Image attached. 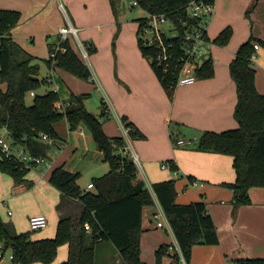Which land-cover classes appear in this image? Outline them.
Returning a JSON list of instances; mask_svg holds the SVG:
<instances>
[{
  "label": "crops",
  "instance_id": "1",
  "mask_svg": "<svg viewBox=\"0 0 264 264\" xmlns=\"http://www.w3.org/2000/svg\"><path fill=\"white\" fill-rule=\"evenodd\" d=\"M92 1L96 5L88 0H0V8L20 11L19 22L11 29L12 36L37 58L38 54L35 52L37 43L39 42L45 49L41 57L48 58V43L54 42L55 38L48 42L45 36L52 33L57 35L59 26L67 22L77 27L86 44L89 43L92 47L90 53L92 74L89 78L97 81V86L98 83L100 84L98 87H101L110 108L113 109L110 114L108 106L105 105L102 117H99L103 129L110 136H123L124 149L128 152L131 147L137 159L141 160V174L140 176L137 174V179L144 182L152 197V203L142 207L141 259L145 264H155L156 248L162 243L176 241L168 218L152 187L154 182L167 178L175 179L176 201L189 203L202 199L216 227L218 241L193 244L190 256L186 258L189 264H236L237 259L244 257L264 258V186H250L248 189L250 202L235 206L231 201L233 190L228 185L235 179L233 155L197 147L198 139L204 130L220 131L237 126L233 114L237 92L235 81L230 75L229 62L235 56L239 44L250 36L260 39L253 40V44L258 43V47L254 49L252 64L255 68V85L264 93V46H262L264 45V0H255L253 3L248 0L241 8L242 16L239 21L246 24L241 31H237L232 22L234 18L227 14L229 0H214L206 38L201 44L202 52L197 60L199 67L210 57L213 73L206 77L196 76L192 83L176 84L171 95L167 93L153 68L146 65L138 38L134 39L130 35L131 40L123 44L122 37L127 36V30L121 29L119 32L116 39V53L111 52L108 41L104 45L100 44V38L106 35L108 27L111 39L115 23L112 18H106L108 15L106 7H103L105 22H100L98 19L102 8L97 5L102 2ZM249 4L254 5L251 11L246 9ZM245 15L251 20L245 19ZM142 16L144 15L138 17ZM249 21L252 26L250 30L247 29ZM228 25L232 29L229 40L223 45L215 43L213 39ZM110 26H113L111 30ZM204 44L209 47V54ZM49 73L43 79L49 82L52 86L50 89H53L58 85L54 83L52 74ZM48 77L50 80H47ZM0 87L4 89L6 83L0 81ZM59 89L58 86V92ZM34 91L37 92L36 89ZM74 92L73 94L87 93L82 87ZM27 94L33 95L30 92ZM130 98L139 105L138 113L129 109L127 102ZM74 102L75 100L70 96L69 100L58 99L55 104L65 106L66 103ZM112 116L114 118H111ZM57 122L55 128L58 135L45 139L48 149L51 150L55 147L60 149L64 147L65 140L62 136L65 135L58 130ZM127 122L138 129V134L132 136L129 131L127 133L124 131ZM65 134L76 143H80L75 140L76 137L82 139L84 143L82 152L92 147V143L86 138L89 133L87 134L80 124L76 128L69 129ZM192 137L196 140L183 144L177 142L179 138ZM72 145L73 142H68L59 154L55 153L56 155L52 153L49 155L47 152L48 164L45 167L36 165L28 169L25 178L31 182L30 185L26 182L14 183L9 173L0 170V217L8 227L17 232L31 230L28 217L43 214L48 221L47 226L43 227H47L46 232L40 231L37 234L31 232V237H51L55 234L60 218L69 216L76 219L80 216L82 203L76 198L62 195L49 182L52 171L58 166L74 171V168L65 166L66 158L63 157L65 149ZM91 151L102 159V152L98 147L95 151L94 149ZM164 159L166 161L162 162ZM167 161L174 164L175 168L161 166ZM87 162L90 167L96 165L92 158H88ZM96 176L99 175L93 173L92 180L88 181L84 188L80 187L92 189L93 186L87 185ZM9 209L10 213H8ZM158 209H161L165 215L169 227L157 226L153 212ZM81 226L78 221L75 222V234H79L83 228L89 233L90 227L85 228V224L82 228ZM76 240L73 239L72 245L69 243L59 245L56 257L50 264H58L66 260L69 250L75 252ZM58 254L59 258H57ZM35 263L41 264V262Z\"/></svg>",
  "mask_w": 264,
  "mask_h": 264
},
{
  "label": "trees",
  "instance_id": "2",
  "mask_svg": "<svg viewBox=\"0 0 264 264\" xmlns=\"http://www.w3.org/2000/svg\"><path fill=\"white\" fill-rule=\"evenodd\" d=\"M189 0H136L147 13H166L174 19L182 34L186 26L179 20L188 23L196 22L189 17L186 4ZM115 12L114 1L111 0ZM20 11L11 8H0V81L6 87H0V128L7 127L15 141L25 145L29 151L38 156L47 157L48 143L42 138L58 135L55 124L65 117L71 128L84 122L89 128L97 147L102 152V159L110 167L105 173L93 178V188L83 189L77 182L80 173L64 166L56 167L49 182L62 195L76 198L82 203L78 218L62 217L58 220L55 234L51 237L32 238L34 229L17 232L11 231L0 217V241L3 250L10 249L11 264L50 263L57 254L58 246L63 243L72 245L77 239L75 252L69 250L66 260L58 264H95L93 243L109 239L115 245L120 258L125 264H145L140 257V233L142 231V207L152 203L148 188L141 179H137V167L124 149L123 136H110L103 129L102 121L94 116L85 106L87 93L72 94L74 103H69L64 110L56 108L55 101L59 92L54 89L37 93L34 90L44 81L38 77L39 62L37 57L20 45L12 36L11 29L19 22ZM144 18L138 17L139 24ZM139 26V25H138ZM232 29L224 27L213 39L223 45ZM250 36L241 42L235 56L229 62L230 75L235 81L237 99L234 116L237 126L220 130H204L197 147L204 150H215L233 155L235 179L228 183L232 187V203L237 206L249 203L250 186H264V93L255 85V68L252 54L255 52ZM174 52V59L168 67L158 64V48L145 45L138 37L139 47L144 56L151 60V66L169 95L176 85L175 69L178 56L182 52L181 36L166 39ZM56 45L58 48L55 49ZM169 45V47L171 46ZM88 51L92 50L87 43ZM49 56L45 58L48 66H58L83 79L91 75L90 68L81 55L73 48L68 38L61 39L57 34L55 41L48 43ZM54 52V56H51ZM213 73L212 59L208 57L195 69L197 77L210 76ZM34 91L31 103L26 102V95ZM125 120V117H122ZM129 134H138V129L125 123ZM174 167V164H172ZM175 168V167H174ZM0 170L9 173L14 183L26 182L28 169L21 163L0 155ZM153 190L168 218L173 234L185 258H189L195 243H216L218 241L213 218L202 199L189 203L176 201L175 179L167 178L152 184ZM89 224L90 231L84 228L75 234V222ZM169 243L160 244L155 250V264H179L177 254L168 250ZM236 264H264V258L244 257Z\"/></svg>",
  "mask_w": 264,
  "mask_h": 264
},
{
  "label": "rangeland",
  "instance_id": "3",
  "mask_svg": "<svg viewBox=\"0 0 264 264\" xmlns=\"http://www.w3.org/2000/svg\"><path fill=\"white\" fill-rule=\"evenodd\" d=\"M88 1L92 4L94 3L92 0H88ZM100 1L102 2V4H98V2H97V4H98L97 6L102 8V10H101L102 13L99 17L100 19H98V20L100 22H103V23L105 22V17H104V10L105 9H103V7H106L107 8L106 10H108V11H106L108 13L106 18H112V21L115 23V25H114L115 29L111 33L112 34L111 39H110V35H109V29H108L109 27L108 28L105 27L106 28V35L101 36L100 44L104 45L108 41V43H110V46H111L110 47L111 52L116 53V47H115L116 42H117L116 39L119 36L120 30L121 29L127 30L126 31L127 36L122 37L124 45L127 44L131 40L130 35H132L134 37V39L138 38L139 37V35H138L139 22H138L136 17H138L139 15H145L147 12L139 5L131 6L130 5V4H132L131 0H112V1H114L115 12H113V10H112L111 0H106V1L100 0ZM247 1L248 0H229V3H228L229 8L227 10V14L230 15L232 18H234L232 22L235 24L234 26H236L237 31L244 30V28L246 27V24H244V22H241L239 20H240V17L242 16V14H240V10L242 7H244V4H246ZM254 1L255 0H251V3H253ZM94 5H96V3H94ZM251 7H254V5L249 4L246 7V9H250L248 11H251ZM245 19L251 20V18L248 17V15H245ZM112 21L109 20V22H112ZM36 23H38V21H36ZM46 24H48V23H46ZM112 27L113 26H110V30ZM251 27H252L251 22L249 21L247 29L250 30ZM77 36H78V38L75 37L73 34H70L69 40L71 41L73 48L82 56L84 61L87 63L88 67L91 69V63H90L91 51H88V46L86 44V41L83 39L81 34H79V29H78ZM140 36H141V38H144L145 33H144V35L140 34ZM45 38L49 42V41H52L54 38H56V35H54V33H52L48 36H45ZM79 41L82 42V46L86 50L85 54H83L81 45H79ZM204 46L207 50V53L209 54V47L207 46V44L206 45L204 44ZM262 46H264V45L262 44ZM101 50L102 51L104 50V46L101 47ZM35 52H36V54H38V58L36 60L39 62L38 77L42 80L43 77L46 76L47 73L50 72L52 74V78L54 80V83H56L60 87L59 99H63V100L68 99L69 100L71 94H73L74 91H77L78 88L82 87L83 91L87 92V95L84 98V101H85L84 104L91 113L97 114L98 117H102V111L104 110L105 105H107L108 111H109L108 113L111 114L113 109L110 108L109 102L107 101L105 94L102 92L101 87H98L100 85L99 83L97 86V81H95V80L92 81V80H90V78L89 79H83V78H81L77 75H74L71 72H68V71H66L63 68H60L58 66L49 67L47 65V63L45 62L44 58L41 57V54L45 53V49L43 46H41V44L39 42L36 45ZM207 53H206V55H207ZM144 61H146V65L148 67H152L151 66V60L149 57L145 56ZM112 68L114 70V65L112 66ZM50 73H49V75H50ZM58 86H57V88H58ZM51 87H52L51 84L45 80V81L41 82V84L36 88V91H37V93H43L47 89L49 90ZM25 98H26V102L28 104L31 103V101H32L31 95L27 94ZM72 98L73 97L71 96V99ZM128 100L129 101L127 102V105L129 107V109H133L134 112L138 113L139 105L134 100H132V98H130ZM111 118H114V117L112 116ZM79 124L82 126L83 130L87 134L89 133L86 138L89 139V141L92 143V147L85 152H82L83 144H84L82 139L76 137L75 140L80 142V143H76V141L74 142V140L69 139V137L65 134L68 132L69 129H71L69 122L65 117L61 118L57 122V127H58V130L61 133H64V135H65V136L61 135L65 140L64 141V147L68 142H73V145L70 148H66L65 151L63 152V157L66 158L65 166L66 167H72V168H74L73 169L74 171L78 170L80 172V176L78 177L77 181H78V184H80V186L84 188L86 186L87 182L92 180V174L93 173H96L97 175H101V174L105 173L106 171H108L110 165H109L108 161L102 160L100 157L98 158L97 154L95 152L91 151V149H94V151L97 149L96 143L92 139V135H91L90 130L87 127V125L84 122H79L78 125ZM187 139H189V138H187ZM189 140H196V138L192 137ZM64 147H62L61 149L55 147V148H52V150H51V148H49L47 152L49 155H51L50 153H52V154L58 153L59 154L61 152V150L64 149ZM128 153L133 158V149L131 147H130ZM88 158L89 159L92 158L93 161L96 162V165H94L93 167H90L89 163L87 162ZM134 161L137 165V170H138L137 174H138V176H140V174H141V164H140L141 160L138 158L136 160L134 159ZM163 161H166V159L162 160V162ZM158 166H159V164H158ZM167 170H169V169H167ZM46 230H47V227L46 228H40V229H34V230H32V233L37 234V232H40V231H41V233H43V232H46ZM11 231H13V228L11 229ZM93 247H94L95 264H125V262L120 258L118 251H117L115 245L111 242V240H109V239L97 240L96 242L93 243ZM57 258H59V254H58ZM52 262H53V260L50 263H52ZM0 264H11L10 250L9 249H6L4 251V259H2ZM31 264H36V263L34 262Z\"/></svg>",
  "mask_w": 264,
  "mask_h": 264
},
{
  "label": "built area",
  "instance_id": "4",
  "mask_svg": "<svg viewBox=\"0 0 264 264\" xmlns=\"http://www.w3.org/2000/svg\"><path fill=\"white\" fill-rule=\"evenodd\" d=\"M136 3V0H132V4L135 5ZM213 9L214 0H189L186 4V12L189 17H195L196 22L188 23L185 20H179L181 24L186 23V26L181 30L182 34H180L174 19L166 13L148 12L142 16L144 19L141 24H139L138 35L143 44L152 45L158 48V53L156 55V61L158 64L168 67L170 62L175 57L174 52L172 51L173 46L170 43H167L165 40L167 38L171 39L176 36H181L182 52L177 58V66L174 71L176 84L192 83L196 79L195 69L198 66L197 60L200 53L202 52L201 44L206 38L207 26L213 13ZM77 30V27H75L71 22H67L60 25L57 32L61 39H69L70 34H73L78 38ZM144 33L145 37L141 38L140 34L144 35ZM79 45H81L83 54H85L86 50L82 46L81 41H79ZM169 45L171 46L169 47ZM253 46L254 48H257L258 43H254ZM57 48L58 45H56L55 49ZM50 55L54 56V52H51ZM253 55L254 54H252L251 57H253ZM47 80H50V77H48ZM53 89L57 90V87L54 86ZM30 93L34 94V91L31 90ZM68 104L69 103H66L64 106L62 104L56 103L55 106L60 110H64ZM124 131L127 133L129 128L125 126ZM42 138H48L47 133H43ZM189 141L190 140L188 139L179 138L177 142L179 144H183ZM0 155L20 162L21 167L25 169H30L36 165H42L45 167L48 164L46 157L32 154L25 145L15 141L5 126L0 128ZM133 158L135 160L137 159V155L134 153ZM161 166L172 169V163L169 161L162 163ZM174 174L176 175V170H174ZM87 186L92 187L93 183L90 182ZM10 212L11 210L9 209L8 213ZM153 217L156 220L157 226L166 227L167 225V227H169L166 217L161 209L153 212ZM28 221L31 229H40L47 226L48 224L47 217L43 214L30 215L28 217ZM85 228H89L88 223H85ZM2 247L3 245L0 241V262L2 259H4V250ZM168 250L177 254L178 260L181 264H189L177 241L169 243ZM11 257L12 255L10 254V259Z\"/></svg>",
  "mask_w": 264,
  "mask_h": 264
},
{
  "label": "water",
  "instance_id": "5",
  "mask_svg": "<svg viewBox=\"0 0 264 264\" xmlns=\"http://www.w3.org/2000/svg\"><path fill=\"white\" fill-rule=\"evenodd\" d=\"M94 116H95V114L94 113H92Z\"/></svg>",
  "mask_w": 264,
  "mask_h": 264
}]
</instances>
